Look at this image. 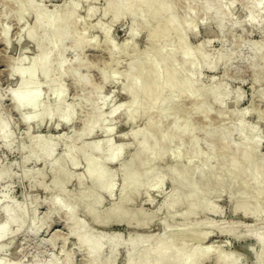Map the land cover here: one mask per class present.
<instances>
[{"label": "bare ground", "instance_id": "bare-ground-1", "mask_svg": "<svg viewBox=\"0 0 264 264\" xmlns=\"http://www.w3.org/2000/svg\"><path fill=\"white\" fill-rule=\"evenodd\" d=\"M9 1H13L16 6L17 21L21 22L24 15L28 12H32L34 15L33 24L31 26L27 24L24 25V28H21L22 30L20 31H22V35L32 43L36 51V55L29 63H27L28 61L25 63L26 58L24 55L19 56L16 58V62H13L14 64L8 75L9 80L11 78L16 79L15 87L12 88V90H10V88L8 90V92L10 91L8 93V98L11 101L12 107L14 111L16 110L20 114V120H22L28 129H31V124L37 125L40 124L41 121H44L52 128H58L59 126H67V128H70L75 118V112L74 108L66 103V89L62 80L67 75H70L73 79V84L82 89L89 87L91 83L88 77L80 76V73H77L81 67L87 66V64H85L86 62L75 60L73 64L74 67H71L70 64H67L64 52L69 50V46L81 48L91 46L94 48L96 44L91 42L93 39L89 41L88 38L87 41L84 39L85 36L83 33L80 32L81 34H78V32L76 34L74 30V26L78 22L74 14L77 12L78 6L81 5V3L79 2L80 4H78V2H76L78 0H66L48 12L45 7L46 11L44 10V5L40 4L43 0L39 2L43 9L37 5L38 3L36 4V0ZM83 1L85 2V0ZM182 1L186 2V0ZM244 1L246 0H243V2ZM201 2L204 3V9H201L205 12V14H202L205 15L207 19L210 18L212 20L221 37V34L227 30V22L234 21L231 19L233 17L232 14L230 15V10L233 6L232 3L224 5L221 0H198V3L201 4ZM263 2L262 0H247L246 3L244 2V8L248 10L247 17L245 16L247 25L250 24L259 29L264 28V10L262 11L260 9L261 3ZM175 3L172 0H111L102 8V11L100 10L101 17L109 16V23H115L125 16L131 17L128 39H125L122 44L123 50H126L129 44H132L130 42L136 38L139 26L142 28L147 22L149 23V20L154 21L153 19H156L159 21L154 28L146 29L147 33L145 36L151 40L150 47L140 54V59L130 62L127 65L126 72H124V83L121 84V89L127 99L114 108L112 107V109L105 114L103 107L113 99V91L107 96H103V98H106L100 105L93 103L91 96L92 94L101 92V89H103L102 84L101 86L99 85L100 87L98 88V85L95 86L96 89H92V91L85 96V102L91 106L90 114L88 118L82 122V127L80 131L75 134L74 138H87L95 133L100 134L102 138L98 140L94 138L91 141H85L77 146L76 149H74L73 146L66 145L67 149H65V152L62 154H56V149L60 141L65 138L64 135H35L29 137L31 138L29 140V145L22 144L20 146V150L24 152V156L22 157L23 162L26 163L31 160L34 162L40 161L43 163L42 166H45V169L49 170L51 174V180L49 182L51 183V189L57 192V196L53 197L49 202L50 210L52 212L58 211L64 213L65 224L69 226V235L71 234L73 236L77 247L81 250L83 249L87 254V264H114L119 248H124L126 251L124 264H203L204 261L210 257L212 249L210 248L211 245L210 247H205L202 246L201 243H203L202 241L205 240L213 230L239 237L240 234L238 235L237 230L240 229L234 227V225L238 227L237 223H233L234 225L231 223L232 225L229 224L227 226L226 224V226H219L217 223L214 224V221L210 223L211 220H201L197 217L200 214L206 213L220 214V207L218 209L216 207L217 205H214L212 201L210 202L209 198L206 197L208 194L205 195V193L202 192L204 189L201 190L199 184L201 186H206L212 179L219 184L223 181L233 182L235 180L241 189L240 194H244L247 184L250 181L249 184L252 183L258 187V191L256 192L257 195H255L256 199L264 196V187L260 186L264 173V160L262 161L258 157L260 156L258 151L262 140L259 139V133H257L258 131L255 130L254 127V130H252L253 134L250 133V135L247 134L248 136H241L243 130H245L244 111H240L236 114V122L234 121V124H231V126L229 124L228 128H222L216 131L203 130L207 142H204L207 144V151L203 153L201 149L199 150L200 147L198 148L199 143L197 138H190L191 136L186 138V136L188 137L189 134H193V131L195 132L197 129L190 124L188 120L189 116L179 120L180 117L178 118L177 115H173V117L170 115L173 125L171 124L172 122H170L167 130H165L166 128L163 130L162 125H160L162 123L160 120H162L163 117L169 116V109L173 107L175 104L174 102H177V98L182 94H187L190 101L195 99V103L196 99H198L201 104H198L199 109L197 111L199 112L201 107L199 113L203 116H208L211 112L210 107L213 105H217L222 110V105L225 102L224 100L228 92H225L228 86L224 90L221 83L214 84V79H211L212 82L209 86L201 85L200 75L203 69L210 70L214 73L220 65L229 60L232 56L231 51H228L229 53L226 54L220 53L219 51L212 57L209 54L210 52H207L208 49L206 48L207 51L205 50V46L210 41L208 39L207 41L201 40L200 43L191 46L187 38L190 36V33L196 32L195 29L197 25L195 22L197 21H194V18H192L195 14L194 16L192 15L193 9L191 10V8L185 10L187 12L185 16L178 14ZM193 4L195 5V3ZM86 6L87 9L85 11H87L86 14L89 17L93 16L95 12L99 10L95 6ZM243 22L244 20H241L242 25ZM233 25H235V21L232 23V26ZM25 26L27 27L25 28ZM95 26L104 36L103 40L107 43L106 45H108L106 48H108L110 57L113 56L116 49L114 48L115 46L109 44L111 25L103 26L102 24H96ZM141 28L139 29L141 30ZM8 30V27L4 26L1 28L0 32V40L3 45L7 47L9 46ZM173 36L175 39L174 42L171 41V43L169 41ZM94 39L96 40V38ZM160 40L166 41L167 43H159ZM67 44L69 46H67ZM250 45V53L253 56H258L257 60L251 62V68L257 70L259 63L262 62L264 69V42L251 43ZM144 61L146 64L143 63ZM116 71L115 74L113 72L101 73V81L104 85L106 82L115 79V75L117 74ZM259 73H264V70ZM121 75L123 76V72ZM37 76L41 78V82L37 79ZM258 76L257 79L262 80L261 78L263 76L261 78H258ZM255 77L253 76V78ZM257 79H253L255 80L254 82H257ZM222 80L223 79H221V81ZM43 87L45 88L43 90H46V93H48L47 96L50 95L53 98V103H49L48 100H46V96L43 97ZM228 95H230V93ZM229 97H231V95L226 97V101ZM233 99L235 102L234 104L240 103L241 94H236ZM148 100H150V102ZM144 101L150 106L143 105L144 108L142 106V102ZM160 102H162V104ZM163 102L165 103L164 105ZM166 102H168V104ZM177 104L179 105V103ZM224 105L226 106L225 103ZM196 107L197 106H195V108ZM155 108H157V112ZM181 109L182 108H180L179 111H181ZM152 110H155L154 114ZM117 113L125 115L126 122H133L135 119L137 120L138 117L145 118V123L142 127H137L136 129L134 128L123 133V136L128 135L131 138V143L124 141H120L116 144L113 143V138H111V136L114 128L104 125L107 114L112 117ZM182 114L184 115V113ZM256 129L258 128L256 127ZM249 130L250 129H248V132ZM232 132L239 134L240 142L236 144L232 143L230 139V134ZM243 133H245V131ZM176 139L190 140L188 144L185 142L183 143L188 146L187 150L189 153L187 151L186 153H188L191 159L187 158L186 153L181 150L175 151L173 154L171 153L172 155L169 152L167 154L166 146H171L172 142ZM12 142V133H9L7 123L0 116V143H3L6 147H10ZM218 142H220L219 147L221 148L218 149L222 151V153L220 152L221 154L217 156L216 153H213L215 151V149L213 151V146L215 147V143ZM130 145L136 146V150L133 155H131V158L124 160L125 151ZM178 146H180V144ZM181 146L183 147V145ZM230 148H232L233 154L231 151L232 157L229 156L231 159L229 162L227 160L228 166L224 169V165L222 164L225 160L223 161L221 156ZM166 157H169L171 161L175 163L186 157L187 171L175 174L171 169L158 170L154 167L156 161ZM194 159H199L201 161L199 166L196 164L195 167L193 166L192 161ZM213 159L216 161V166L213 165L214 162L211 164ZM113 162L122 163L121 169L119 170L121 172L120 192L117 200L114 201L109 208H103V210H101L100 205L103 202V198L113 197L116 188V172L108 168V165ZM81 163L84 165V169L81 172H76L75 169L79 167ZM221 169H224V173L221 175L223 178L218 175V173L221 174ZM41 170H39V172L37 171L38 174L35 172L34 176L37 174V176L40 175L41 178H46L44 176V170ZM190 170H195L197 173L199 184L198 180L196 183L193 179L189 178L188 171ZM249 170H251V172ZM245 172L248 173L246 177L248 179L243 180L240 179L241 177L238 178V174L239 176L241 174L243 176L246 174ZM168 173H170V179L171 175L173 177V185L176 183L175 188H184L186 192H181L180 194L178 193L180 189H174L172 186L173 190L167 193L164 196V200L149 212L145 211L142 207L133 208L128 206L129 201H132L140 192L146 194V202L152 203L153 198L150 195L151 191H162L166 182V174L168 175ZM9 175V170L6 167L0 170V180L5 179L6 176ZM26 176L28 177L27 173L25 174V177ZM44 180H38V183H35L36 180L34 181L32 178L30 181L31 186L40 184V187L42 186L43 189H47L49 183L47 185L44 184ZM71 181L77 182L78 191L76 190V193L66 188V185L68 183L70 184ZM241 197L243 196L241 195ZM242 199L239 203H235V206L233 205L234 212L240 211L244 216H249L253 219V225H249L248 228L245 229V234L251 235L255 239L258 250L257 253H254L249 247H245L242 249L241 255L250 256L256 264H264V232H261V230H258L259 227H256L261 223L260 217L263 213L262 209L264 205L256 208L250 204L253 201L255 202V199H251L253 201L249 198H244L246 201ZM247 199L251 202H247ZM2 207L3 208L0 209L3 215V219L0 221V248L11 236H16L21 230L29 228L26 230V232H28L31 228L34 234H38L45 225V223L41 224L37 221V217L34 213H32V217L30 216V220L27 219L25 208L19 201L17 203L15 201L12 205L5 204ZM80 207L83 208L86 215L90 217L96 226L113 222L122 223L130 227L146 228L150 221H153L154 217H156L157 213H160L162 209H164V216L159 221L161 228L158 232L144 234L131 231L127 236H123L121 233L109 235L90 229L91 227H88L86 221L81 218L78 219V217H76V211ZM176 217L179 218L178 227H175L172 223V220ZM27 221L28 226H26ZM47 230L48 226L42 231L43 234ZM182 236L191 238L195 241L194 244L183 245ZM54 241L55 237L48 243H52L53 245ZM214 258L218 264L239 263L238 260H232L229 253L228 255H221L219 253L216 255L214 254ZM2 260H0V264H20L17 258L5 262ZM64 261H66L64 264H73L70 257ZM47 264H61V262L52 260Z\"/></svg>", "mask_w": 264, "mask_h": 264}, {"label": "rangeland", "instance_id": "rangeland-1", "mask_svg": "<svg viewBox=\"0 0 264 264\" xmlns=\"http://www.w3.org/2000/svg\"><path fill=\"white\" fill-rule=\"evenodd\" d=\"M66 0H43V2L40 0H36V4L38 6L44 5L48 12H50L55 6L58 4L65 2ZM88 1V2H86ZM111 0H85V2L82 0H78V4L81 3V5L78 6L77 12L74 14L75 19L78 21L77 24L74 26V30L76 31V34H81L85 36L84 39L88 41L92 40V43H96L94 45V48L91 46H87L85 48L81 47H70L69 50H66L67 52H64V57L67 60V64L73 66V64L76 61L80 62H86L87 66H83L78 70V74L80 76H85L90 79L91 85L87 88H80L76 87L75 84H73V79L70 77V75H67L65 78H63L62 83L65 86L66 89V103L69 104L74 108L75 112V118L72 123V126L70 128H67V126H59L58 128H52L50 125H47L44 121L40 124L34 125L31 124L30 128L20 120V114L12 107L11 101L8 98V90H12V88L16 85V79H10L8 78L10 69L13 66V62H16V58H18L21 55L25 56V63H29L30 60L36 55V51L32 45L31 42H29L24 35H22V30L24 28V25L31 26L34 22L33 17L34 15L32 12H28L24 15L21 22L16 20V6L13 1L9 0H0V32L2 27H8V47L3 45L2 41L0 40V116L8 125V131L9 133H12V144L10 147H6L3 143H0V170L3 168H7L9 170V176H6L5 179L0 180V209H2L5 204L16 203L19 201L21 204H23L27 219L30 220V216L32 217V213L35 214L37 217V221L39 223H45L44 227L38 234H34L33 231H31V228L28 232L26 230H21L18 232L19 234H16V236H11V238L3 243V246L1 245L0 248V258H4L2 260L3 262L12 260L13 258H17L20 262V264H47L51 262L52 260H58L61 262V264H64L66 261L65 259H71L73 264H87V254L83 249L81 250L79 247H77V244L75 242V239L70 234L69 235V226L65 224V216L63 212H52L50 210V200L57 196V192L53 189H51V186L49 183L51 180V174L49 173L48 169H45V166L43 167V163L38 161L34 162L33 160L28 162H23L22 157L24 156V152L20 150V146L23 144L29 145V140L32 136L35 135H64L65 138L60 141V143L57 146L56 154H62L65 152V149H67L66 145L73 146L74 149L77 148L81 143H84L85 141H91L92 139H100V134H92L90 137L87 138H80L75 139L74 136L77 134V132L80 131L82 127V122L88 118L90 114L91 106L85 102V96L92 91V89H96L95 86L100 87L102 84V88L100 93L92 94L91 100L93 103L101 104L103 100L106 98H103V96H107L110 92L113 91V99L106 104V106L103 107V110L106 114V112H109L112 107L114 108L119 103L125 101L126 95L121 89V84L124 83V72H126L127 65L132 62L133 60L140 59V54L151 45V40L146 38L145 34L147 33V28H154L159 21L156 19H153L154 21L149 20V23L147 22L144 28V26H139L141 30L138 28L137 36L134 40H132L129 44V47L126 50L122 49V44L125 39H128V29L129 25L131 23V17L125 16L123 19L115 22V23H109V16L101 17V11L102 8L105 7V5L110 2ZM176 5V10L178 11V14L185 16L187 12L185 10L193 9V16L195 24L197 25V28L195 29V33H190L187 38V41L191 46L196 45L197 43H200V41H209V43L205 46L208 49V53L213 57L215 56L219 51L220 53H229L228 51H231L232 56L229 58V60L220 65L217 70L213 73L210 70L203 69L201 71L200 75V83L204 86L211 85L212 80L215 82L214 84L221 83L222 88L227 92V96H230L228 100L226 101L225 97V104L226 106L222 105V110L217 105H213L210 107L211 112L208 116H203L197 110L198 104L200 105V101L195 99L190 101V98L188 99L187 94H182L177 98V102L175 101L173 107L169 109L168 113L169 116H166L163 120H160L162 123V129L167 130L170 122L173 125V121L171 119V116L177 115L179 120L184 119L185 117L189 116L188 120L190 121V124L193 125L194 128H197L195 132L193 131V134H189L191 136L190 138H197L199 143V150L201 149V152L207 151V142L205 139V133L204 131H216L220 130L222 128H228L229 124H234L233 122H236V118L238 112L244 111V124H245V133L242 132L241 136H248L253 134L252 130H257L259 133V139L262 140L258 154V156L262 161L264 160V73L260 74L259 72L263 71V63L260 62L257 70H253L251 68V62L254 60H257L258 56H253L250 53V44L253 43H261L264 42V28L259 29L257 27H253L252 25L246 23V17L248 14L247 8H244V4L247 2L242 0H221L224 5H228L232 3V8L230 10V15L232 14L231 19L235 21V25L232 26V23L234 21H228L227 22V30L221 34L220 37L219 32L216 30L214 23L209 18L207 19L205 15V12L202 10L204 9L203 5L204 3L201 2L198 3V0H186V2H183L182 0H172ZM185 1V0H184ZM195 1V2H194ZM197 1V2H196ZM200 1V0H199ZM250 1V0H249ZM252 1V0H251ZM264 0H262L263 2ZM40 2V4H39ZM80 2V3H79ZM195 3V5L193 3ZM226 2V3H225ZM230 2V3H229ZM234 2V3H233ZM86 5H91L92 7H96V12L93 16L89 17L85 11L87 8ZM201 5V6H199ZM197 6V7H195ZM41 7V6H40ZM263 7V8H262ZM42 8V7H41ZM42 8V9H43ZM44 8V10H45ZM197 8V9H196ZM202 8V9H201ZM244 8V9H243ZM199 9V11H198ZM203 11H201V10ZM236 9V10H235ZM262 11L264 10V2L261 3ZM101 10V11H100ZM46 11V10H45ZM99 11V12H98ZM235 11V12H234ZM98 12V13H97ZM233 12V13H232ZM97 13V14H96ZM186 13V14H185ZM264 13V11H263ZM100 14V15H99ZM202 15V16H201ZM77 16V17H76ZM246 16V17H245ZM73 17V18H74ZM91 19H89V18ZM205 17V18H204ZM245 17V18H243ZM261 18V17H260ZM99 20V22H98ZM210 20V21H209ZM238 20V21H237ZM241 20H244L243 25L241 23ZM96 21V23H95ZM101 22V23H100ZM104 22V23H103ZM106 23V24H105ZM231 23V24H230ZM237 23V25H236ZM94 24V25H92ZM96 24H102L103 26L111 25L110 30V38H109V44L115 46L116 52L113 56L110 57L107 43L104 42V36L100 32L99 29L95 26ZM105 24V25H104ZM155 24V25H154ZM23 26V27H22ZM95 26V28H94ZM232 26V27H231ZM27 26H25L26 28ZM22 28V29H21ZM230 29V30H229ZM259 29V30H258ZM216 30V31H215ZM145 31V32H144ZM81 32V33H80ZM85 32V33H84ZM250 33V34H249ZM20 35V36H19ZM19 36V38H18ZM22 36V37H21ZM24 36V37H23ZM212 36V37H211ZM17 37V38H16ZM21 37V41H20ZM87 37V38H86ZM23 38V39H22ZM96 38V40L94 39ZM221 38V39H220ZM1 39V36H0ZM18 39V40H17ZM174 36L170 39L169 42H174ZM111 40V41H110ZM255 40V41H254ZM20 41V42H19ZM96 41V42H95ZM167 43L166 41L160 40L159 43ZM172 43V42H171ZM164 44V43H163ZM136 47V48H133ZM122 49V51H121ZM118 50V51H117ZM120 51V52H119ZM217 51V52H216ZM215 53V54H214ZM113 57V58H112ZM144 64L145 61L143 62ZM74 67V66H73ZM117 70V71H116ZM253 70V72H252ZM115 79L112 81H108L103 84L101 81V73H114ZM123 72V76L121 75ZM226 74V75H225ZM225 75V76H224ZM262 77L260 79H257ZM253 76L255 78H253ZM38 77V76H37ZM70 77V78H69ZM41 82V78H37ZM221 79H223L221 81ZM257 79V82H254ZM220 80V81H219ZM217 81V82H216ZM219 81V82H218ZM225 83H224V82ZM102 82V83H101ZM223 82V83H222ZM225 84V85H224ZM100 85V86H99ZM104 85V86H103ZM45 89L44 87L42 90ZM228 89V90H227ZM45 92V95H44ZM230 93V95H228ZM241 94V100L240 103L234 104V97L236 94ZM46 93V90H43V97L46 96V100H48L49 103H53V98ZM181 98V99H180ZM51 99V100H50ZM198 100V102H197ZM150 102V100H148ZM165 102V101H164ZM163 102V105L165 104ZM228 102V103H227ZM162 104V102H160ZM168 104V102H166ZM179 103V105L177 104ZM206 103V102H205ZM72 104V105H71ZM147 104V105H146ZM208 104V103H207ZM74 105V106H73ZM150 106L145 101L142 102V106ZM159 105V104H157ZM170 105V104H169ZM178 109H176V106ZM206 105V104H205ZM171 106V105H170ZM182 106V107H181ZM195 106H197L195 108ZM144 107V106H143ZM181 111L180 110V108ZM145 108V107H144ZM245 108V109H244ZM157 108H155L156 110ZM196 109V110H195ZM226 111H225V110ZM243 109V110H242ZM155 110L153 111V114L155 113ZM183 110V111H182ZM196 113H194L195 111ZM157 112V110H156ZM228 112V113H227ZM258 112V113H257ZM184 113V115L182 114ZM187 115H186V114ZM194 113V114H193ZM225 114V115H224ZM260 114V115H259ZM262 114V115H261ZM202 115V116H201ZM108 116V117H107ZM106 119L104 121V125L106 127H113V134L111 138H113V143H118L120 141L124 142H130L131 138L127 136H123V133L128 132L131 129H136L137 127H142L145 123V118L138 117V119L134 120L133 122H126L125 115L121 113H117L114 116L110 117V115L107 114ZM201 116V117H200ZM260 116V117H257ZM205 117V118H204ZM112 118V119H111ZM168 118V119H167ZM259 118V119H258ZM171 119V120H170ZM113 120V121H112ZM120 120V121H119ZM181 122V121H180ZM171 125V126H172ZM181 125V123H180ZM170 126V127H171ZM161 127V126H160ZM204 127V128H203ZM254 127V129H253ZM256 127L258 129H256ZM207 129V130H204ZM248 129L249 132H248ZM204 130V131H203ZM11 131V132H10ZM192 133V132H191ZM248 134V135H247ZM11 135V134H10ZM230 139L232 143L240 142V136L236 132H232L230 134ZM124 139V140H123ZM176 139L172 142V145H168L167 148V154L168 152L173 154L175 151H183L186 153V151L189 153L188 146V139ZM177 141V142H176ZM185 142V143H183ZM206 142V143H204ZM183 143V144H182ZM190 143V142H189ZM180 144V146H178ZM183 145V147L181 146ZM185 145V146H184ZM27 146V145H26ZM220 142L215 143V147L213 146V153H216L217 156L222 153L219 149ZM136 146H128L125 154H124V160H127L131 158L133 153L135 152ZM219 148V149H218ZM169 149V150H168ZM230 150V151H229ZM225 151L221 156L223 162L222 165H224V169L226 166H228V162L232 157L231 151L232 148ZM217 151V152H216ZM221 152V153H220ZM186 153L187 158H190V156ZM207 153V152H206ZM227 153V154H226ZM169 154V155H170ZM171 154V155H172ZM215 154V156H216ZM233 154V151H232ZM168 155V156H169ZM230 156V157H229ZM187 158H182L179 160V162H173L169 157H166L162 160L156 161L154 164V167L158 170H165V169H171L173 173L180 174L183 173L186 170V160ZM225 158V159H224ZM80 159V158H79ZM191 159V158H190ZM81 160V159H80ZM199 159H194L192 161L193 166L195 167V164L197 166L200 165L201 161ZM216 160V158H215ZM214 159L211 161V164L214 162L213 165L216 166V161ZM228 160V162H227ZM181 161V162H180ZM189 161V160H188ZM122 162V161H121ZM227 162V163H226ZM264 162V161H263ZM122 163L113 162L112 164L108 165L109 169L115 170L116 172V188L113 194V197H104L103 202L100 205V209L103 210L109 208L114 201L117 200L119 192H120V186H121V172L119 171L121 169ZM161 166V167H160ZM167 166V167H166ZM196 166V167H197ZM169 167V168H168ZM161 168V169H160ZM44 170L45 177H42L40 175L37 176V171ZM84 169V165L81 163L79 167L75 169L76 172H81ZM224 169L220 171L221 174L218 175L221 176L222 173H224ZM41 170V171H42ZM170 170V173H171ZM252 170V168H251ZM251 170H249L251 172ZM36 176H34V173ZM28 174V177H25V174ZM170 173L168 175L166 174V182L163 186L162 191L152 190L150 195L153 198V202L149 203L146 202V194L144 192H140L139 195H136L132 201L128 203L129 207L133 208H144L145 211L149 212L153 210L157 205H159L163 200L164 196L172 191V186L174 189L179 190L178 193L181 194L186 192V189L184 188H175V185H173L172 175L170 179ZM190 175H189V174ZM189 178L193 179L194 182L197 183L198 175L195 172V170L188 171ZM246 174L242 176V174L238 178L240 179H248L247 172ZM47 174V175H46ZM172 174V173H171ZM35 178H34V177ZM207 176V175H205ZM218 176V177H219ZM38 177V178H37ZM245 177V178H244ZM35 181V183H38L39 181H43L44 184H48L49 190L46 188L43 189V187H40V184L31 186V180ZM223 178V176H221ZM38 179V180H37ZM247 182V181H246ZM250 182V181H249ZM247 184V188L244 192V194L241 193V189L239 188V185L235 180L232 181H223L221 184L218 182H214V179L211 180V182L208 185L201 186L198 184L199 187L204 189L202 192L208 194L206 197L209 198L210 202L212 201L214 205H217L216 207L219 209L220 207V214L215 213H206V214H200L197 217L199 219H204L206 221H214V224H218L219 226H223L227 224H236L234 225L235 228L240 229L238 231V235L240 236L235 237L230 234L226 233H220L218 230H213L210 235L203 240L201 243L202 246H209L211 245V255L209 258H207L203 264H218L215 261L214 254H221V255H228V253L231 255L232 260H238V264H256L253 258L250 256H242L241 252L242 249L245 247H249L254 253H257L258 245L255 239L251 235H246L245 229L248 228L249 225H253L254 221L249 216H244L240 211L234 212V206L235 203H239L241 199L246 201L244 198L255 199L256 201H249L247 199V202H249L251 205H253L256 208L262 207L264 205V196H262L259 199H256L255 195H257L258 187L253 185L252 183ZM237 183V184H236ZM30 185V187H29ZM264 187V173L262 175V183L261 185ZM34 187V188H33ZM66 188L68 190H72L73 192L78 191V185L77 182L71 181L70 184L68 183L66 185ZM48 192H47V191ZM77 190V191H76ZM119 190V191H118ZM256 193V194H255ZM241 195L243 197H241ZM253 197V198H252ZM263 198V199H262ZM258 200V201H257ZM261 200V201H259ZM49 203V204H48ZM255 203V204H254ZM257 204V205H256ZM234 205V206H233ZM252 206V207H253ZM263 213L260 217V225H257L256 227H259L258 230H261V232H264V206H263ZM2 210H0V221L3 219ZM51 212V213H50ZM78 219H82L87 222L88 227H91L90 229L106 233L109 235L115 234V233H121L123 236H127L128 234L132 232H138V233H144V234H151L158 232L161 228L160 219L164 216V209L158 212L156 217H154L153 221L146 226V228L141 227H135V226H125L122 223H105L101 224L99 226H96L90 217L86 215L83 208L80 207L76 211ZM64 219V220H63ZM174 221V222H173ZM179 218H175L172 220L173 225L175 227H178ZM258 223V224H259ZM28 226V221L26 223ZM231 224V225H232ZM46 226H48V230L44 232L43 230L46 229ZM246 227V228H245ZM26 228V227H25ZM244 228V229H243ZM263 228V229H262ZM24 231V232H23ZM32 232V233H30ZM52 235V236H51ZM60 235V236H59ZM174 235V234H173ZM178 236V235H177ZM176 236V237H177ZM51 237V238H50ZM55 241L52 245L50 242L51 239H54ZM182 244L183 245H191L194 244V240L187 236H182ZM47 238V239H46ZM57 238V239H56ZM49 239V241H48ZM66 244V245H65ZM65 247V248H64ZM64 248V249H63ZM72 248V249H71ZM125 250L124 248H119L116 254V259L114 264H124L125 260ZM215 252V253H214ZM218 252V253H216ZM68 253V255H67ZM2 256V257H1ZM14 256V257H13ZM87 256V257H86ZM57 257V258H56ZM55 258V259H54ZM264 260V259H263ZM64 261V262H63Z\"/></svg>", "mask_w": 264, "mask_h": 264}]
</instances>
